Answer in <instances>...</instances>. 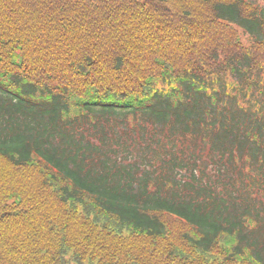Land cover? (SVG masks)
Listing matches in <instances>:
<instances>
[{
	"label": "trees",
	"instance_id": "16d2710c",
	"mask_svg": "<svg viewBox=\"0 0 264 264\" xmlns=\"http://www.w3.org/2000/svg\"><path fill=\"white\" fill-rule=\"evenodd\" d=\"M0 264H264V1L0 0Z\"/></svg>",
	"mask_w": 264,
	"mask_h": 264
},
{
	"label": "rangeland",
	"instance_id": "374dc122",
	"mask_svg": "<svg viewBox=\"0 0 264 264\" xmlns=\"http://www.w3.org/2000/svg\"><path fill=\"white\" fill-rule=\"evenodd\" d=\"M261 2H263L264 0H260ZM239 38L241 40V42L245 45H247V36L242 34L241 31H239Z\"/></svg>",
	"mask_w": 264,
	"mask_h": 264
}]
</instances>
